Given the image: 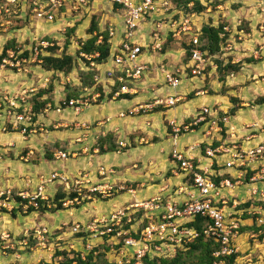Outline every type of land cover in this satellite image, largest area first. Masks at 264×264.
Wrapping results in <instances>:
<instances>
[{
	"label": "crops",
	"instance_id": "obj_1",
	"mask_svg": "<svg viewBox=\"0 0 264 264\" xmlns=\"http://www.w3.org/2000/svg\"><path fill=\"white\" fill-rule=\"evenodd\" d=\"M102 1L107 0H95L93 4ZM108 4L121 16L120 19L122 20V13L119 12L118 8L109 2ZM85 13L87 14L88 12ZM178 13L180 14V12ZM58 15L61 14H56V20L57 18L64 20L62 15L61 17ZM144 23H147L146 27ZM151 24V21L147 19L139 23V26L141 25L144 28V32L140 34V40L143 43L145 41V43H138L142 45V53L150 50V48H146V45L150 41L148 31L152 27ZM235 25L236 22H234L233 27L239 30L241 21H239L237 26ZM202 26L199 27L200 30ZM169 35L173 37L171 34ZM165 39L164 37L163 42ZM252 41H258L255 34ZM173 53L178 54L183 53V51L169 49L163 53L167 62L166 64L165 62L161 63L158 70L155 67H149L151 62L155 63L154 58H147L145 61H142L143 63L140 62L146 66V70L138 79L130 78L125 83L130 92L122 95H127L129 99L119 97L109 99L108 96L111 93H107V91L113 87V84L109 80H105L107 68L103 69V67L107 63L111 64L113 71L115 65L108 58V61L98 69L102 87L105 89L109 88L105 90L106 94L103 101H95L94 95L92 97L93 103L87 104L79 114L70 109L65 114L58 113L49 118L47 117L44 121H41L38 117L36 124L40 125L43 123L41 124L43 126L54 125V129L61 126V129L54 130L46 137L42 143L41 150H38L42 151L39 160L25 165L18 162V184L16 180L14 185H10L18 189V193L23 191L34 192L41 178L46 179L44 172L48 171L46 169L47 162L57 161L53 157V154L56 151L67 153L68 158L64 160L65 162L61 164L56 162L55 166L61 169V173L59 174L68 180L69 186H73L75 180L78 179L82 182L81 187L84 190L89 188L90 185L98 183H107L117 190V195L115 194L113 198L98 202L97 200L90 201L78 207L77 210H62L63 212H68L69 217L76 221V223L87 224L96 218L108 216L112 212L130 208V205L134 203H141L157 196L165 200L181 201L183 197L178 196L176 192L185 183L186 179L184 174L178 169L177 164L172 160L171 153L173 151L183 152L186 156L194 158V161H198L200 166L212 169V166L215 165L218 168L223 167V163L228 161L230 156L223 155L217 157L215 160L206 158L202 154L201 148L203 145L206 148L210 144H216L215 146L219 144H236L240 149L247 150L264 144V102L260 105H251L257 97L264 98V62L258 60L256 55L253 56V60L250 62L243 61L241 57L235 58L231 60L232 64L243 62L240 72L228 75L223 82H220L217 78V66L214 69L211 68L208 73H204L205 68L203 74L197 77L191 76L190 69L186 68L187 75L181 77L180 84L176 88H172L165 83L163 70L176 67L179 64L177 63L176 66L170 64V62H176V59L172 58ZM229 58L224 63H227ZM188 63L189 60L185 65ZM185 65L182 66L185 68ZM114 72H117V70H114ZM6 74L7 72L0 70V76ZM229 76L233 80H230ZM33 78L30 79L32 83L34 81ZM260 80L263 83L260 84ZM111 81L113 82V80ZM1 87L0 90L4 89V87ZM223 89H225V94L221 93ZM254 95H256V98ZM170 96L178 98V102L174 106L168 107L157 103L160 100L165 101ZM229 96L239 100L240 108L234 115H222L228 114L229 110L233 107L232 103L228 100ZM59 98H55L56 107ZM145 106L147 108L139 111L138 114H130L131 111L140 110ZM204 108L216 110L218 116L222 115V117L228 118L226 127L221 134L213 133L211 136H208L206 133L204 134L205 127L201 126L196 131L191 130L188 133L174 137L170 122H175L177 125L189 124L199 117ZM80 124H85L87 129L80 128ZM68 127L73 129H66ZM23 138L25 139L19 133L18 138L6 135L3 137V142L1 143L10 145L11 143L13 144V141L18 140V153L20 149L30 148L28 152L27 150L23 151L27 152V159L23 160L27 163L31 154L34 153L33 149L37 148L31 145L33 143L28 144V142H24ZM119 142L126 144V149L118 148ZM111 146L114 147L112 151L110 150ZM45 148H51V151L47 152L50 153L51 157H46L47 153H44L46 150L43 151ZM20 159H23V157ZM10 165L8 162L4 164H2V161L0 162V180H2V182L0 181V191H3L4 188H10L9 185L5 184L7 181H4V179L7 175H5L6 173L3 169L5 166ZM260 165H264V159L261 162L252 164L251 169H256ZM11 169L12 173L13 169L16 171L17 168L14 166ZM101 170H103V174H100ZM212 172H217L218 176L228 172L234 179L238 177V172H234L231 169H218L212 170ZM53 173L54 171L51 174ZM8 175L10 174L8 173ZM258 186L264 189V181L260 182ZM120 188H124V191H120ZM129 188L133 190V194L126 192ZM243 188L245 191L241 193L240 189ZM45 191L49 197L53 198L58 194L68 196L67 186L62 182L46 183ZM235 191L236 194L234 196L240 197L243 194L244 198L250 199L248 186L236 188ZM233 192L234 190L232 194ZM134 211L132 209L129 212L132 213ZM58 212L51 213V211H47L41 214L39 212H31V216L34 215L32 223H37L39 220L35 221V218L39 216L42 217L45 214H52L54 216ZM21 214L23 212L18 213V217L30 216L26 213L25 216H20ZM11 216V213L8 211L6 213L0 212V235L6 234L7 231L2 227V224L8 221L7 219H11ZM241 216L244 217L245 215L240 214L237 216L238 219ZM57 217H54L55 228L51 227V230L58 229L61 226L64 227L67 223L76 224L67 220L60 222ZM59 217L61 216L59 215ZM12 220L16 221L17 218ZM248 221L249 219L241 220L240 224L245 226L243 228H246ZM21 224H24L23 220ZM29 226H19L18 222V227L16 224L12 225L11 227L13 228L9 231L10 233L16 234V231H18V233L23 232L24 234V230H29ZM68 237H71L70 234ZM237 247L239 248L240 246ZM22 258H18V260ZM29 263L30 261L26 259L21 264Z\"/></svg>",
	"mask_w": 264,
	"mask_h": 264
},
{
	"label": "built area",
	"instance_id": "obj_2",
	"mask_svg": "<svg viewBox=\"0 0 264 264\" xmlns=\"http://www.w3.org/2000/svg\"><path fill=\"white\" fill-rule=\"evenodd\" d=\"M111 1L123 5L125 10L122 17V22L125 25V28L124 25L123 28L128 32V34L125 33L121 42L120 40L115 42L113 38L114 29H109L112 46L109 59L116 68L121 70L126 69V79H118L121 82H127L130 78L138 79L146 70L145 65L141 63L137 64L142 54V45L136 43L135 37L139 23L146 20L147 16L152 17L154 14L160 16L154 19V22L151 24L152 27L148 31L150 41L146 45V48H150L151 50H161L163 38L168 33H171L173 37H179L181 35L191 34L195 27L197 29L195 31L196 33L200 30V28H197L200 23L198 22V16L196 14H181L178 19H174L173 14H167L169 3L165 0L161 3H158L157 0ZM8 2L15 3L16 0H8ZM94 2L95 0H32L30 8H32L31 12L35 15V18L37 17L51 22L55 19L57 13L63 16L66 13L63 12L64 9L70 11L72 14L82 10L89 12ZM188 6H193V3H190ZM7 12L8 8L0 6V16L2 13ZM124 29L123 32L125 31ZM101 41L102 37H99L98 43ZM198 42V37L195 34L192 36L194 47L191 50V57L184 69L179 70L176 68L172 71L163 70L165 83L169 87L176 88L180 84L181 77L187 75L186 68L190 69V75L193 77L202 75L205 53L196 48L199 46ZM49 46L51 44L45 41L34 46L33 54L35 58H38L40 53ZM80 55L88 61L91 70L95 69L99 71V67L103 66L95 61L99 57V53H94L93 55L80 53ZM30 61L31 58L17 59L14 51H7L3 57L0 54V69H19L23 64ZM110 72L112 71L108 70L106 73V81L109 80L107 77H109ZM99 77V75L94 76V80L101 83ZM129 92L126 85H123L119 91L113 94V98ZM16 101H18V98H16ZM177 102L178 98L176 96H170L165 101L160 100L157 103L172 107ZM27 104L25 101V109L23 112H16L13 121L8 122L11 126L10 132L14 131L22 136L35 132V128L28 129L33 124V107L31 105L27 109ZM11 105L14 108L17 107L16 103H11ZM86 105L87 102L70 100L68 108L73 109L76 114H79ZM145 108L147 106L142 107L140 110H144ZM55 110L58 113L63 111L61 105H58ZM140 110L131 111L130 114H138ZM227 121L228 118H220L216 110L204 108L195 121L183 125L170 122V126L174 137L180 135L181 132L187 133L189 130H192L191 128L193 126L197 125H200V127L204 126V134L206 133V135L211 136L213 133L221 134L226 127ZM21 126L23 127L21 128ZM80 128L87 129V126L80 124ZM6 130L8 129H2V131ZM118 147L124 149L127 145L119 142ZM204 153L206 158L214 160L217 157L229 155L230 159L223 163L222 166L224 169H235L238 172V177L234 181L229 178H223L217 183L210 177L213 173L211 168L200 166L198 161H194V158L186 156L183 152L173 151L171 153L172 160L177 164L178 169L184 174L186 179L185 183L176 192L178 196L183 197L182 200H165L157 196L141 203H134L130 205V208L112 212L108 216L96 218L90 223L73 225L69 232L70 236H77L75 239L85 242L84 251L77 250V253L83 254L81 258L84 260L86 254L94 251L95 248L98 249V246L106 245V256H114L113 260L108 259L109 262L114 264H144L146 259H171L179 251L187 250V247L200 236L205 239H211L219 244V249L212 253L213 259L211 264H226V257L238 254L239 248L236 245V239L240 236L241 220L237 217L240 215L239 211H241L238 210L240 203L229 198V195L230 192L239 186L245 185L242 179L247 174V169L250 168V170H253L251 169L252 164L261 162L264 159V144L247 150L240 149L236 144H219L217 146L210 144L205 148ZM53 157L57 161L65 160L68 158V154L63 151H56ZM102 171H100V174H103ZM214 176L221 177L222 175L218 176L217 173H214ZM55 181L62 182L67 186L68 197L60 201L63 210H71L75 206L83 205L94 200L110 199L117 193V190L107 183L90 185L89 188L84 190L81 187L82 182L77 179L73 183V186H69L66 178L57 173H53L48 179L41 178L34 192L23 191L18 193L16 197L20 200L15 198L9 190L6 192L0 191V207L5 208L8 212H11L17 206L23 209V213H26L30 208L35 212H40L43 208L47 212L55 206V203L53 197H49L45 193V184ZM262 181H264V165H260L257 173L250 177L249 182L246 183V186L249 187L251 199L264 201V189L258 186ZM119 190L124 191V188H120ZM126 192L130 194L134 193L131 188L127 189ZM71 194H74L72 198L69 197ZM5 195L6 197H4ZM229 202L232 205L227 207ZM132 209L135 211L130 213L129 211ZM138 212L143 213L142 217L144 220L142 226L132 223L133 215ZM244 212L246 211L243 210L241 214ZM197 218L204 220L199 230L192 225ZM259 222L262 223L261 220ZM24 236H27V233ZM51 236V230L47 227H38L34 230L33 238L37 241L36 245L42 250H46L49 253L50 259L58 251V246L48 241ZM0 238L6 241L5 239H8L9 235L3 234ZM52 239L57 242L64 240L59 236ZM94 242H99L95 248L92 246ZM8 247L3 246L2 248L7 249ZM64 248H70L71 250L74 247L64 246ZM64 248H60L59 251L66 250ZM70 250L68 249L66 251ZM96 253L98 251L93 253V255H96ZM57 259L61 261L62 256H58Z\"/></svg>",
	"mask_w": 264,
	"mask_h": 264
},
{
	"label": "rangeland",
	"instance_id": "obj_3",
	"mask_svg": "<svg viewBox=\"0 0 264 264\" xmlns=\"http://www.w3.org/2000/svg\"><path fill=\"white\" fill-rule=\"evenodd\" d=\"M195 1H199V3L205 7V10H203L204 12L203 16L198 19L200 25H198L197 28L206 24H213L212 26L217 27L218 25L222 24L224 21L228 25L226 29L227 30L226 32L228 33V37L221 44L220 51L214 54H209V52H207L206 53L207 55L204 56L205 59L204 66L206 68L204 73H208L211 70V68L214 69V67L217 66V64L215 63L216 61L226 62L229 56H231L230 60H233L235 58L238 59L239 57H241L243 61H247V60H253V56L256 55L258 60L264 62V0H195ZM31 2L32 0H16L15 3H9L8 0H3L0 2V6H3L4 8H8V12L2 13V15L0 16V50L9 46L15 48L17 51L19 49L20 56H22L24 52H28V58H31V61L26 64H23L21 68L4 70L5 72H7L8 75L6 74L4 76H0V84L2 85V87L1 85L0 87L1 88L4 87V89L0 90V111H1L0 112L1 114L0 115L1 116L0 162L2 161V164L7 162L11 164L10 166H5L3 168L4 172L6 173L5 175H7L6 178L4 179V181H7V183L5 184L10 186V188H6V189L4 188L3 192L9 190L11 191V194L15 196V198H18L16 197L18 195V189L12 186L15 184L16 180L18 184V174H17L18 162L20 164L25 165V164H31L39 160V156L41 155L40 153H42V151L40 152L38 150L39 149L41 150L42 143L45 141L46 137L50 135L54 130H60L61 126L56 127L54 129L53 124H52L53 126H48V125L43 126L41 125L43 123H41L40 125L36 124L37 127H35V132L33 134H26L22 136L25 137V139L23 138L24 142H28V144L33 143L31 145H34L37 148V149L35 148L33 149L34 153L31 154V156L29 157L30 159L28 160L27 163L23 160L27 159L26 154L28 151H30V148L20 149V152L18 153V140L13 141V144L11 143L10 145L2 144L1 143L3 142L2 139L6 135L18 138V133L14 131L10 132V130L2 131V129L3 128L9 129L8 122L13 121L16 112L17 113L23 112V110L25 109L24 107L25 101L28 103L27 104L28 106L26 107L27 109L30 108L31 105L32 107H34L33 99H35L38 96V92L40 90H47L51 84L54 86V89L50 92V94H52L53 96V101L52 104H48L46 108L42 111V113L38 116L41 121L46 120L47 117L49 118L51 116H54L55 114H58V112L55 109L58 107V104H60L63 101V99L66 98L68 93L76 94L75 92H78L79 97H74L73 100L87 102V104L89 105L93 103L92 97L94 95H95L94 97L95 101L98 100L100 93L97 91L96 86H93L91 88H85L83 86V84L88 82V78L85 79L84 75L89 74L91 69L89 68L88 61L84 57H82L80 53L78 54V50L81 47L80 43L86 42L91 37L88 34L89 33L88 30L91 26L93 19L97 21L98 27L102 31L107 30L109 28L114 29L113 38L115 39V42H118L119 40L121 42L125 36V33L128 34L127 30L124 29L125 28L124 23L120 19L121 16L116 13V11L112 8L111 5L108 4L107 1H102L97 4L96 3L93 4L91 6L90 11L87 14L83 10L78 13L72 14L70 13V11L64 9L63 12H66L63 15L64 20H61V18H57L56 22H54V20H52L51 22H47V20L40 19L37 17L35 18V15L31 12L32 9L30 8ZM171 2L173 3L172 5L174 6L175 1L171 0ZM179 7L185 13L189 12L188 10L190 7H187V5H184L182 3ZM175 12L176 14H178V10L176 8H175ZM61 15L58 16L61 17ZM239 21H241L240 27L242 29L243 27L246 26V28H248L250 31L247 32L246 28L243 30H237L235 27H233L234 22H236L235 26H237V24H239ZM144 26L146 27L147 23H144ZM72 27L75 28L74 33L69 32V30ZM240 27L238 29H240ZM123 29L125 30L124 32ZM196 30L197 29L195 27L194 32ZM143 32H144V28L143 26L140 25L136 32V34H138L135 37L136 43H142V44L145 43V41L143 43L140 40L141 37L140 34H142ZM254 34L256 40L258 41L251 42ZM183 36L181 35V37L179 36L177 38H173L170 35L166 36L165 38L167 39V41L166 39L164 40L163 45L161 46V50H148L145 52L146 54L143 52L139 57L137 64H140V62L145 61L147 58L150 59L154 58L155 63L151 62L149 67L150 68L155 67L158 70L161 63L165 62L166 64L167 62L165 60L166 59V57L164 56L165 54L163 53H165L169 49L173 51L182 50L183 53H178V54L173 53L172 58L176 59V62H170L172 66H176L177 63L179 64L176 67L170 69H164V70L172 71L173 69L176 68H178L179 70L183 69L184 67L182 65H185V63H187L185 46L187 45L186 43H188L187 40L188 37L187 36L183 37ZM80 40L81 42H79ZM42 41L51 44V46H53V44H56V46L59 47V49L55 53V56L60 57L63 54L72 56L73 67L69 74L46 71L42 67L41 65L42 60L40 59V56H47L49 54L47 50L46 49H45L46 51L43 50V52L40 53L38 58H35L33 54L34 46H37V44ZM68 42H70V44H68ZM180 54L182 55L180 56ZM105 68H107L106 72L108 70L112 71L111 64L107 63L103 67V69ZM216 74H217V69H216ZM213 75L215 76V74ZM229 77L230 80H233L231 76ZM32 78L34 80L33 83L30 80ZM110 83L113 84L111 80ZM261 83L263 82L261 81L260 84ZM100 86L102 90L105 92L104 93V97H105L106 94L105 90H108L109 88L105 89L102 87V85ZM111 92H112L111 89L107 91V93H111ZM221 93H223L222 90ZM96 95H98V97H96ZM231 96H229L228 98L229 101ZM254 96L256 98V95ZM16 98H18V101H16ZM20 98H22L23 101L20 100ZM45 98L46 96L42 97V99ZM55 98L56 99L59 98L57 107L55 106ZM14 102L16 103L17 106L16 108H14L11 105V103L15 104ZM238 105L240 106V104ZM251 105H254V103ZM68 110H70V108L65 109L60 113L65 114L68 112ZM66 129H73V128L68 127ZM196 130H198V128L194 129L193 127V131ZM181 134H185V133H181ZM201 149L203 152L202 153L203 156H205L204 145L202 146ZM24 150H27V152H23ZM45 150L46 152L44 153H47L51 151V148L50 149L45 148L43 151ZM21 157H23V159H20ZM34 158L36 159L34 160ZM56 162L58 164H61L65 161L62 160V161L47 162L46 169H48V171L44 172L46 179L50 177L52 171H54V173L57 174L61 173V169L58 166H55ZM14 166L17 169L16 171L15 169H13L11 173L12 170L11 168ZM218 169L222 170L224 169V167L218 168L216 165L212 166L213 171ZM231 170H234V172L236 171L235 169H231ZM247 170H248V174H247L248 179H250V177H252L254 173H252L253 171H251L250 168H248ZM8 173L10 175H8ZM214 173L210 175L211 178L216 177L214 176ZM222 176H225V178H229L232 181H234V177H232V175H230L228 172L222 173ZM242 180L245 183L244 186H246V177L243 176ZM0 181L2 182V180ZM241 187L243 186H239L238 188ZM244 188L240 189L241 193L245 191ZM45 193L47 194L46 191ZM235 194L236 191L234 190L233 194L231 192V194L229 195V198L235 199L236 202L238 203L240 202V207H241V208L239 207V210L241 209V211H239L240 214L243 210H247L246 212L243 213L246 214L245 217L247 218L241 216L240 219L242 221L249 219V221L247 222L246 228L244 230L242 228L245 226L241 225L240 236L236 239L237 246H240L239 247L240 250L238 253L239 255L238 259L234 264H247V263L264 264V238L263 239L260 238V236H264V230L261 229V226L264 225V223L258 222V220H262V222H264L263 208L262 206L259 205V201H257L256 199H251V198L247 199V197L244 198L243 194H241L240 197H236L234 196ZM4 197H6V195ZM104 200H97V202ZM247 202L250 203L249 207L243 209L242 205ZM231 205L232 203L229 202L227 207H230ZM81 206L82 205L75 206L74 209L77 210V208ZM2 210L6 211L5 208L0 207V212H4ZM22 212L23 209L21 207L18 208L17 206L15 209L9 212L11 213V215L13 214L11 216V219H7L8 221L3 222L2 224L3 225L2 227L6 229L7 231L6 234L9 235V238L5 239L6 242L4 240H1L0 238V264H21L26 259L30 261L29 264H44L46 262L59 264L60 260L58 259L56 260L54 257L50 259L49 253H47L46 250H42L40 247L36 245L37 241L33 238L34 230L38 227H47L49 230H51L52 229L51 227H54L55 225V218H54L55 216H58L57 218L60 220V222L67 220L68 222L72 221L73 223H76V221H74L72 218L69 217L68 212L60 211L56 213L54 216L52 214H45L42 217L39 216L35 218V221L37 219L39 221L37 223H32V218L34 217V215L31 216L30 210L26 212V214L30 216L18 217V213H22ZM41 213H45V212L40 211L39 214ZM26 214L23 213L20 216L22 215L25 216ZM59 215L61 217H59ZM142 216L143 213H139V212L133 215L132 223L142 226L143 224L142 222L144 220ZM16 218H17L16 221L12 220ZM22 220L24 221V224H21ZM18 222H19V226L30 225L29 230L28 229L24 230V234L27 233V236H24L23 232L18 233V231H16V234L10 233L9 230L13 228L11 226L16 224L18 227ZM76 224L67 223V225H65L64 227L61 226L58 229L51 230L52 236L48 239V241L53 243L54 245L56 244L58 246V250L60 248H64V246L66 247L73 246L74 248L71 250L70 248H64V249L66 250L69 249L70 251H75V252H77V250L84 251L85 242L75 239L77 236H72L70 238L68 237L69 232L72 229V226ZM17 227L16 229L18 230ZM58 236L62 237L64 240L57 242L54 239H52V238H57ZM98 244L99 242H94L92 246H94L95 248L96 246H98ZM3 246H9V247L7 249H4L2 248ZM105 246L106 245L98 246L99 247L98 250L100 252H103L105 250ZM21 257L23 258L18 260V258ZM107 258L113 260L114 256L109 255Z\"/></svg>",
	"mask_w": 264,
	"mask_h": 264
},
{
	"label": "trees",
	"instance_id": "obj_4",
	"mask_svg": "<svg viewBox=\"0 0 264 264\" xmlns=\"http://www.w3.org/2000/svg\"><path fill=\"white\" fill-rule=\"evenodd\" d=\"M3 0H0V2ZM175 1V8L180 12L174 18L178 19L179 15L181 16V13L184 15H189V14H197L199 15L203 10H205V7L202 6V4L199 3V1L195 0H174ZM188 5L190 3H193V6L189 8V12L185 13L179 6L181 4ZM173 4V3H172ZM115 6L119 7L120 5L115 4ZM228 25L225 23V21L218 25L217 27H214L210 24L204 25L201 28L200 33L198 32L197 37L200 42V45L197 46L196 48L203 50L204 52H209V54H214L216 52L220 51L221 44L227 39L228 33L226 32V28ZM243 27V29H245ZM110 29V28H109ZM109 29L107 30H100L98 27V23L95 19L92 20L91 26L88 30V34L91 36L89 40L86 42H83V45H81V40L79 42L81 47L78 50L79 53H85L88 55H93L94 53H99V57L95 59V61L98 64H104L108 61V58H110L111 55V39L109 37ZM241 27L239 30H243ZM75 28L72 27L69 32L74 33ZM194 31V29H193ZM246 31H250L248 28H246ZM223 35V37H221ZM183 36V35H182ZM102 37V41L98 43V38ZM181 37V36H180ZM184 37V36H183ZM170 40V39H169ZM181 40V39H180ZM188 43L185 46L186 49V60L188 61L191 57V49L194 47L191 43V39H187ZM186 40V42H187ZM70 44V42H68ZM14 49V50H13ZM59 49L56 44H53V46L48 47L46 50L49 53L47 56H40V59L42 60V67L46 71H53V72H59V73H64V74H69L72 70L73 67V58L70 55L63 54L62 56L58 57L55 56L56 51ZM14 51L16 54V57L18 59H28V52H24L22 56L19 54V49L18 51L15 48L12 47H5L0 50L1 57L6 55L7 51ZM45 50V51H46ZM231 58H229V61L224 64L223 61H216L215 63L217 64V78L220 82L225 81L226 77L230 74H237L240 72V69L242 67L243 62H238V63H231ZM252 60H247V62H250ZM223 62V63H222ZM114 70H117V72H114ZM97 70H90V73L87 75H84L85 79L88 78V82L83 84L85 88H91L93 86L97 87V91L100 93V96L97 102L103 101L104 97V92L101 88L100 85L101 83L97 82L94 80V76L98 75ZM119 78H124L126 79V69H118L114 67L113 71L109 73V77L107 79H112L113 80V87L111 89V94L109 95V99L113 98V94L117 91L120 90V88L125 85L126 82H121L118 79ZM108 81V80H107ZM109 83V82H108ZM107 83V84H108ZM54 89V86L51 84L50 87L47 90H40L38 92V96L33 99L34 102V107H33V117H32V122L33 124L28 128V129H33L37 127L36 125V120L37 117L42 113V111L46 108L48 104H52L53 101V96L50 94V92ZM223 93H225V89L222 90ZM76 94H70L68 93L66 98L63 99V101L58 104L61 105V109L65 110L68 109V103L70 100H73L74 97H79V93L75 92ZM43 96H46L45 99H42ZM119 98H125L129 99L127 95H120ZM230 102L233 104V107L229 110L228 114H222V115H234V113L240 108L238 104H240L239 100L230 97ZM264 102V98H258L255 100L254 105H260ZM141 111V110H140ZM129 114V113H128ZM222 115L219 117L221 118ZM23 126H21L22 128ZM194 129H199L200 125L193 126ZM193 127L191 128L193 130ZM11 131V126L9 125V129ZM184 133V132H181ZM115 140V139H114ZM114 142V141H113ZM216 144H214L215 146ZM119 148V147H118ZM114 149L113 146H111L110 150L112 151ZM126 149V148H125ZM50 153L47 154L46 157H51ZM259 169V167H258ZM258 169H253L252 173L254 175L257 173ZM248 174V172H247ZM245 175L246 177V183L249 182L248 175ZM225 178V176L221 177H215L212 178L215 182H219L221 179ZM74 194H71L69 197H73ZM68 196L64 194H58L53 198V201L55 203V206H53L49 211L51 213L62 211L61 203L60 201L67 198ZM18 200H20L18 198ZM52 201V202H53ZM250 205L249 202L245 203L242 205L243 209L248 208ZM259 205L262 206L263 211H264V201H259ZM240 204L238 206L239 210ZM241 208V207H240ZM30 212H35L32 208L29 209ZM241 210V209H240ZM6 213L5 210H2ZM247 211V210H244ZM41 212H45V209H41ZM13 215V214H12ZM246 215V214H244ZM256 216V215H254ZM245 217V216H244ZM257 218V217H256ZM204 223V220L197 218L195 222L192 224L196 229H200L199 227ZM264 223V222H262ZM243 230L245 228H242ZM261 229L264 230V225L261 226ZM261 239L264 238V236H260ZM102 248V247H100ZM219 249V244L215 243L211 239H205L204 237L200 236L196 238L188 247L187 250L185 251H179L173 258L171 259H153V260H145L144 264H211L212 262V253L217 251ZM96 253V255H93V253ZM107 247L105 246V250L103 252H100L97 248L94 249V251L90 252L89 254L85 255L84 260L81 258L83 255L82 253H77L75 251H56L54 258L57 259L58 256H62V260L59 262V264H114L112 262H109L107 256ZM238 254H234L230 257H226L225 261L226 264H234L237 259H238ZM64 258V259H63ZM44 264H54V263H44Z\"/></svg>",
	"mask_w": 264,
	"mask_h": 264
},
{
	"label": "bare ground",
	"instance_id": "obj_5",
	"mask_svg": "<svg viewBox=\"0 0 264 264\" xmlns=\"http://www.w3.org/2000/svg\"><path fill=\"white\" fill-rule=\"evenodd\" d=\"M109 3H111L113 6H115V4H117V5H120L119 7L117 6V8H118V10H119V12L120 13H122V17H123V15H124V13H125V10H124V8H123V5L121 4V3H117V2H112L111 0H107ZM134 1H136V0H134ZM165 1H167L168 3H169V10H168V12H167V14H173L174 16H176V14H174L175 13V8H174V6L172 5V3H171V0H165ZM157 2L159 3H161V2H164V0H157ZM160 16L159 15H156V14H154L152 17L151 16H147V20H150L151 21V23L152 22H154V19H157V18H159ZM175 19V18H174ZM56 19H54V21H55ZM169 34H171V33H168V35ZM196 33L193 31V32H191V34H189V35H184V36H187L188 37V39L190 38L191 39V43H192V36H194ZM172 35V34H171ZM197 35V34H196ZM198 44L200 45V42H198ZM192 45H193V43H192ZM151 50V49H150ZM192 50V49H191ZM201 50V49H200ZM201 51H203V50H201ZM204 52V51H203ZM205 53V56L207 55L206 54V52H204ZM190 60V59H189ZM204 69H205V66H204ZM204 69H203V71H204ZM203 71H202V74H203ZM201 76V75H200ZM223 117H225V116H223ZM222 117V118H223Z\"/></svg>",
	"mask_w": 264,
	"mask_h": 264
},
{
	"label": "clouds",
	"instance_id": "obj_6",
	"mask_svg": "<svg viewBox=\"0 0 264 264\" xmlns=\"http://www.w3.org/2000/svg\"><path fill=\"white\" fill-rule=\"evenodd\" d=\"M204 12H201L198 16V19L201 18L203 16ZM207 25V24H206ZM210 25H213V24H210Z\"/></svg>",
	"mask_w": 264,
	"mask_h": 264
}]
</instances>
